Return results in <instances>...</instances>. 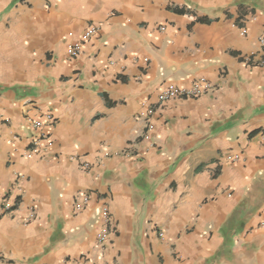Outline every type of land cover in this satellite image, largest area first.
Returning a JSON list of instances; mask_svg holds the SVG:
<instances>
[{
    "label": "crops",
    "instance_id": "0c3cea01",
    "mask_svg": "<svg viewBox=\"0 0 264 264\" xmlns=\"http://www.w3.org/2000/svg\"><path fill=\"white\" fill-rule=\"evenodd\" d=\"M263 35L264 0H0V264H264Z\"/></svg>",
    "mask_w": 264,
    "mask_h": 264
},
{
    "label": "built area",
    "instance_id": "2783aa9c",
    "mask_svg": "<svg viewBox=\"0 0 264 264\" xmlns=\"http://www.w3.org/2000/svg\"><path fill=\"white\" fill-rule=\"evenodd\" d=\"M165 25L160 26V30H164ZM98 32V26L95 24H91L85 32L74 42L68 45L67 52L70 57L78 56L86 43ZM260 44L264 46V35L260 37L259 40ZM248 61L252 60V57L247 58ZM212 89V84L205 78L199 79L197 82L194 83L193 87L189 90L180 88L178 86L169 85L163 89L160 93V102L164 103L170 99L176 97H188V96H195L199 97L200 95L208 92ZM152 111L150 110V113ZM56 122V117L51 112H44L38 118L32 121V126L34 129V135L32 136V147L27 151V156H31L33 153H38L43 145V143L51 144L52 139L49 133L44 131V127L47 125H53ZM148 131H151L153 128V124L149 122L147 124ZM149 138V133L146 135ZM84 168H88L89 164L84 163ZM90 202V197L88 194L82 193L75 201V208L77 210L85 209ZM7 209L10 208L9 203H5ZM102 213L105 217H109V209L108 207L104 206L102 208ZM34 210H31L30 216L34 217ZM162 235V233H161ZM107 238V233L105 231H101L98 233L99 241L103 242Z\"/></svg>",
    "mask_w": 264,
    "mask_h": 264
}]
</instances>
